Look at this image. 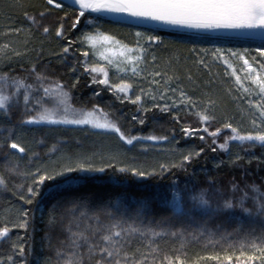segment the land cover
<instances>
[{"label":"trees","instance_id":"obj_1","mask_svg":"<svg viewBox=\"0 0 264 264\" xmlns=\"http://www.w3.org/2000/svg\"><path fill=\"white\" fill-rule=\"evenodd\" d=\"M22 2L24 7L17 8L9 7L14 0H0V49L9 45L0 51V77L6 75L9 83L0 87L8 94L12 93L14 79L33 85L27 107L21 89L19 98L12 95L7 112L0 111V177L5 180V185L0 186V228L9 229L8 236L0 238V264H97L99 256L95 249L89 251V245H100L105 229L115 222L123 228L131 225L140 229L131 235L123 233V252L137 264H169V261L177 264V258L183 264H247V257L253 254V239L264 232V220L239 209L220 211L215 205L226 197L239 199L246 193L247 206L252 207L251 197L264 193V146L236 141H228L226 151L218 146L231 135V130L224 127L226 123L241 134H254L264 128L255 108L260 97L257 87L237 67L236 76L250 88L251 95L243 92L232 75L234 68L211 57L210 51L261 43L140 28L115 23L95 13L80 17V24L73 28L78 9L65 4L64 9L53 7L49 11L46 0ZM25 11L36 16L35 24L26 20ZM42 11L45 15L40 17ZM88 19L94 20L95 25L87 24ZM60 25L63 36L57 37L55 33ZM44 27L49 29L48 33L43 32ZM95 27L119 37L127 31H150L165 40L164 46L154 45L156 48L145 51L139 68L145 81L136 82L137 87L145 90L166 93L164 99L157 102L141 99L134 104L131 94L128 93L130 99L124 98L114 88L92 83V78L100 79V75L84 71L88 57H83L81 52L88 47L81 45L78 38ZM9 29L20 31L17 34L8 32ZM69 40L73 43L68 53H64ZM193 48L209 52H193ZM200 59L205 60L206 67L198 62ZM146 64L150 68L147 75ZM154 72L162 75L153 76ZM37 75L42 79L37 80ZM57 83L63 85L73 108L92 110L94 105L98 106L126 135L168 139L155 142L142 139L130 146L114 133L89 126L26 123L40 109L36 98H41L44 106H53L58 97L44 96L42 86ZM181 92L192 98L195 107L181 103ZM156 104L170 107L161 111L154 107ZM205 110L214 117L207 124L197 115ZM141 119L143 124L139 122ZM254 119L256 125L252 123ZM185 127L198 131L186 135L182 131ZM205 127L209 133L217 129L220 133L214 138L203 131ZM201 135L204 140L199 139ZM12 141L25 152L11 149ZM190 151H199L200 155L194 156L190 163L171 167L179 165L183 155ZM81 155L91 157L97 166L111 162L117 168L157 172L161 164L170 167L162 174L146 178L120 173L114 168H106L103 173H71L45 181L39 189L41 195L31 204L26 203L27 188L35 187L34 174L59 169L69 157L75 160ZM234 185L238 188L235 192ZM200 191H207L212 209L192 200V195ZM24 212L28 213L27 217ZM25 219L27 226L20 227ZM81 233L89 244L80 238ZM73 234H76V246H73ZM226 257H231V261Z\"/></svg>","mask_w":264,"mask_h":264},{"label":"snow or ice","instance_id":"obj_2","mask_svg":"<svg viewBox=\"0 0 264 264\" xmlns=\"http://www.w3.org/2000/svg\"><path fill=\"white\" fill-rule=\"evenodd\" d=\"M74 5H78V16L73 21L72 27L75 28L76 25L80 24V17H85L86 13H96V14H115L116 18L119 21L124 22H134L138 25L150 26L151 22H155L156 25H166L172 26L181 30H195V34L203 35L206 33H238L243 36L250 38H259L261 44L254 47H244L240 49H222L215 48L212 50V55L215 59H220L224 57L225 51H227L231 57H235L237 60L243 62V66L248 72V79L251 80V83L257 86L258 92L257 95L260 97L258 103L255 104L256 110L260 115V123L264 125V0H73ZM46 5L49 6L48 10L54 7L55 9H64L66 6L61 0H46ZM9 7H24L22 0H14V3L10 4ZM26 20L30 21L32 24L36 23V16L30 15L27 11L23 13ZM40 17L45 15V12H40L38 14ZM89 25H95V21L88 19L86 21ZM20 29H9L8 32L19 33ZM49 29L47 27L43 28L44 33H48ZM7 34V33H6ZM57 37L63 36V25L56 31ZM136 37V48L128 49L127 46H123V49L120 52L121 56H124L125 51L138 53L136 56L126 57L128 63L133 64L131 67V72L134 75H139L138 69L135 66L136 62L142 61L143 53L148 49H151L155 46H164L166 44L165 40L160 35H152L149 32L137 31L135 32ZM81 45L87 46L89 49L93 50L94 54L99 46L103 45H119L120 41H117L114 36L107 35L104 32L99 30V27H95L93 32H82L81 36L78 38ZM143 40L144 44L141 45L140 41ZM73 42L69 40L67 46L63 48L64 53H68L69 47ZM169 44L175 42L169 41ZM146 45L147 47H145ZM9 45L5 44L2 46L3 49H7ZM106 51H111L110 48ZM193 52L208 53V49H192ZM19 55V53H16ZM258 54V66L260 71H257L253 67V63L257 62L256 55ZM81 55L85 58L88 57V51H82ZM249 55H252V60L248 58ZM102 59L108 60V56L100 53ZM153 60L155 57L153 56ZM112 61L109 60V63ZM201 65L207 66L204 59L198 61ZM224 63L228 67H232L228 59H224ZM118 71H127L126 68H119L117 65ZM35 72V68L32 69ZM75 71V69H73ZM84 71L89 73H100L103 78L97 79L95 76L92 78V83L109 86L114 88L117 93H123L124 98L128 97V92L131 89L132 85L128 83H119L116 85H109L108 73L103 67L98 66H88L87 60L84 61ZM254 74V75H253ZM153 76H161L162 73L154 72ZM232 75L236 76L235 69L232 71ZM42 78L37 75V80ZM191 79V77H189ZM7 76L0 77V85L8 84ZM153 83H159L158 81L153 80ZM236 83L239 85L240 89L243 92L249 93L251 95V90L248 87H245L241 81L240 77L236 76ZM12 93L6 94L3 91V88L0 87V111L7 112L11 101L12 95L15 94L17 98L20 96V90L23 89V100L25 102V107L28 106L29 93L33 89V85L25 84L24 81L19 79H14L11 81ZM42 90L44 96L46 97H58L54 100L53 106L47 107L44 106L41 98H36L35 103L40 105V109L37 112V115L30 118L26 121L29 124H49V125H75V126H89L92 129H100L109 133H114L120 141L126 145H133L134 141H139L146 139L149 141H166L167 136L158 137L155 135H150L147 137H138V136H129L121 130L117 123L113 122L108 118L107 114L104 113V110L94 105L92 110L86 109H76L68 102L70 97L68 93L63 90L62 84H55L49 87H43ZM174 91V89H173ZM99 95V92L95 93ZM151 95V93H150ZM166 93H162L160 99H164ZM181 95V103L186 105H191L195 107L192 98L186 97L183 92ZM152 100H156L155 95H151ZM131 102L138 104L141 102V96L136 95L135 99H131ZM251 103V101H250ZM175 105V102H173ZM154 107L160 108L161 111H167L169 109L168 104L163 106L156 104ZM148 109H145L147 111ZM207 110L197 113L201 122L207 124L214 117L206 114ZM135 120L136 117L134 116ZM141 124L144 123V120L139 121ZM253 125H256V120L252 121ZM225 128L231 130V135H229L223 144H219L220 150L228 149V141H236L241 144L248 142L249 144L255 146L256 143H259L261 146H264V128L259 131L247 134H241V132L233 127L230 123L224 125ZM182 131L186 135H192L194 131L190 128H183ZM205 133H208L212 137H217L220 133V129H217L214 132H208V128L203 129ZM200 140H204V136L199 137ZM213 143H216V140L213 139ZM11 149L17 150L19 153L25 152V149L21 147L17 142L12 141L9 144ZM55 150V146H53ZM216 151V148L212 149ZM202 151V149L200 150ZM200 152H188L183 155L182 160L179 165L172 164L171 167H179L185 163H190L194 156H199ZM239 158V157H238ZM114 159V157H113ZM169 165L161 164L160 171L156 170L148 171L146 169L134 168V167H119L111 162L106 166L99 165L97 166L92 162L91 157L81 155L77 159L73 160L71 157L68 158L67 163H65L61 168L53 170L51 172H45L43 174L36 173L34 175L37 178L34 180L35 187H28L27 194L28 198L26 203L31 204L35 197L41 195L40 186L44 185L45 181H54L60 177H67L71 173H103L106 171V168H114L120 173H129L132 176L146 178L150 176H155L162 174L169 170ZM5 185V180L3 177H0V186ZM237 186H233V191H237ZM254 191L259 192L258 189ZM179 197V194H174ZM22 199L24 197H21ZM249 197L245 193L239 199L236 198H224L221 202L215 205V209L220 211L227 210H237L248 216L259 217L264 220V193L251 197L252 207L247 206V201ZM192 200L197 201L199 204L212 209L213 204L207 193V191H200L198 195H192ZM23 215L27 217L28 213L24 212ZM20 227L27 226V219L24 223L19 225ZM140 229L129 226L123 228L119 222H115L109 225L104 233L101 236L100 245L90 244L89 251L92 252L95 249L96 255L99 256L97 264H137L136 261L131 260L129 255L126 252H123V245L125 243V238L123 233L131 235L132 233L139 232ZM9 229L7 227L0 228V238H6L8 236ZM156 235V233H153ZM76 234H73V246H76L77 241L75 239ZM80 238L84 241L85 244H89L86 237L81 233L79 234ZM259 241V242H257ZM251 248L253 249V254L247 257V264H253L254 261H260L261 264H264V232L260 236L253 239L251 243ZM24 249L21 247L19 249L20 254H23ZM211 259H217L216 257H210ZM12 258L9 257V260ZM228 261H231V257H226ZM171 264V261H169ZM177 264H183V261H180L177 258Z\"/></svg>","mask_w":264,"mask_h":264},{"label":"rangeland","instance_id":"obj_3","mask_svg":"<svg viewBox=\"0 0 264 264\" xmlns=\"http://www.w3.org/2000/svg\"><path fill=\"white\" fill-rule=\"evenodd\" d=\"M94 30L95 29L91 30L90 32L94 33ZM99 30L101 32H104L107 35L114 36L117 41H120V44L119 45L99 46L98 49L96 50L95 54H94L93 50L88 48L87 49V51L89 52L88 62L90 64V67L91 66L103 67L105 69V71H107V73H108V79H109V83L111 85H116V84H119L121 82L131 84L132 87L128 93L131 94L133 96V98H135L136 95H140L141 99H150L152 102L161 101L160 96L162 93H160V91H158V89H153V90L149 91L147 89L145 90V88H143V87H139V86L137 87V84H136V82H139V80L145 81V79H141V74L139 71V68L141 67V62L143 61L144 56H145V52L143 53L142 61L136 62V65H135L138 69L139 75H134L131 72V67L133 66V64L128 63V61L126 60V57L136 56V55H138V53L125 51L124 56L120 55V52L123 49V46H125V45L127 46L128 49L136 48L137 45H136V37L134 35L135 32L127 31V32H125V34H123L124 36L119 37L116 34L104 31L103 29L99 28ZM140 43H141V45H143L144 44L143 40H141ZM144 46H146V45H144ZM108 48H110L111 51H106V49H108ZM154 48H156V47H152L151 49H154ZM100 53L107 55L109 59L108 60L102 59L100 56ZM210 56L214 58V56L212 55V50L210 51ZM248 58L250 59V61L252 60V58L250 56ZM224 59H228L230 61L231 65H232V67H230L231 69H233V68L235 69L238 67V71L240 74L247 75V76L249 75L243 66V62L240 60H237L235 57H231L227 51H225L224 57H222L218 60H220L221 62L224 63ZM109 60H111L112 62L109 63ZM258 60H259V58H257L256 63H253V67L256 68L257 71H260L259 66H258ZM117 65L119 66V68H126L128 70L127 71H118ZM147 67H148V65L146 64L145 69H147V72L145 75H147L149 73V70H150V68H147ZM97 74L100 75V78H103L100 73H97ZM139 88H141V89H139ZM150 93H151V95H155L157 97V99L152 100Z\"/></svg>","mask_w":264,"mask_h":264},{"label":"water","instance_id":"obj_4","mask_svg":"<svg viewBox=\"0 0 264 264\" xmlns=\"http://www.w3.org/2000/svg\"><path fill=\"white\" fill-rule=\"evenodd\" d=\"M61 2H63L64 4H67L71 7H74L76 9H78V5H74L73 4V0H61ZM96 14V13H95ZM103 16L104 18L108 19L109 21L115 22V23H121V24H125V25H131V26H135V27H140V28H146V29H159V30H167V31H181V32H191V33H195V30H181V29H177L174 28L172 26H166V25H156L155 22H151L150 26H144V25H138L134 22H124V21H119L115 14H98ZM209 35H220V36H225V37H235V38H240L243 40H249V41H255V42H259L261 43V40L259 38H250L247 36H243L241 34L238 33H223V32H218V33H206Z\"/></svg>","mask_w":264,"mask_h":264}]
</instances>
